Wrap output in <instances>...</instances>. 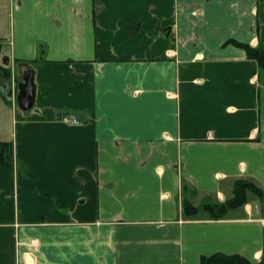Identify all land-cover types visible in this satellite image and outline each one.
<instances>
[{"label": "crops", "instance_id": "0c3cea01", "mask_svg": "<svg viewBox=\"0 0 264 264\" xmlns=\"http://www.w3.org/2000/svg\"><path fill=\"white\" fill-rule=\"evenodd\" d=\"M229 42L264 55V0H0V264H264V202L184 217L264 190V69Z\"/></svg>", "mask_w": 264, "mask_h": 264}, {"label": "trees", "instance_id": "16d2710c", "mask_svg": "<svg viewBox=\"0 0 264 264\" xmlns=\"http://www.w3.org/2000/svg\"><path fill=\"white\" fill-rule=\"evenodd\" d=\"M235 45L243 48L250 59L256 60L259 66L264 69V55L259 50L252 48L250 45L239 44ZM11 71L4 70V75L8 80L11 79ZM0 164L5 165L11 169L14 168V153L10 143L0 142ZM250 196L255 197L257 200L264 202V190L259 188L251 180H238L235 183L232 197L223 203L215 205L194 206L189 201L184 202V217L194 219L200 213L205 212L210 215L214 220H220L227 217L228 213L232 210L244 208L249 204ZM201 264H251L248 260L241 256H226L216 254L211 257L204 258Z\"/></svg>", "mask_w": 264, "mask_h": 264}, {"label": "water", "instance_id": "95a60500", "mask_svg": "<svg viewBox=\"0 0 264 264\" xmlns=\"http://www.w3.org/2000/svg\"><path fill=\"white\" fill-rule=\"evenodd\" d=\"M11 87V82L8 83ZM17 103L18 107L23 112H29L34 106L35 86H34V71L28 70L23 74V82L18 83ZM12 97V91L9 92V98Z\"/></svg>", "mask_w": 264, "mask_h": 264}, {"label": "built area", "instance_id": "2783aa9c", "mask_svg": "<svg viewBox=\"0 0 264 264\" xmlns=\"http://www.w3.org/2000/svg\"><path fill=\"white\" fill-rule=\"evenodd\" d=\"M14 97V94H13V96H12V98ZM60 120H61V122L62 123H65V124H68V125H79L80 123H79V121L78 120H76V119H71V118H69L68 116H62L61 118H60Z\"/></svg>", "mask_w": 264, "mask_h": 264}, {"label": "rangeland", "instance_id": "374dc122", "mask_svg": "<svg viewBox=\"0 0 264 264\" xmlns=\"http://www.w3.org/2000/svg\"><path fill=\"white\" fill-rule=\"evenodd\" d=\"M20 76V77H19ZM19 76H18V78H21V75L19 74ZM256 199V198H255ZM186 201H189V200H186ZM258 201V200H257ZM190 202V201H189ZM191 203V202H190ZM260 203V202H259ZM192 204V203H191ZM192 205H194V204H192ZM200 206H204V205H200ZM199 206V207H200ZM260 207H263L264 208V204L263 203H260V205H259ZM205 217H207V218H210V220H214L210 215H206ZM199 218V216L198 217H196V218H194V219H190V220H195V219H198ZM225 219V218H224ZM220 220H223V219H220Z\"/></svg>", "mask_w": 264, "mask_h": 264}, {"label": "flooded vegetation", "instance_id": "af4514ba", "mask_svg": "<svg viewBox=\"0 0 264 264\" xmlns=\"http://www.w3.org/2000/svg\"><path fill=\"white\" fill-rule=\"evenodd\" d=\"M17 81H18V83H19V79H17ZM0 82H1V80H0Z\"/></svg>", "mask_w": 264, "mask_h": 264}]
</instances>
